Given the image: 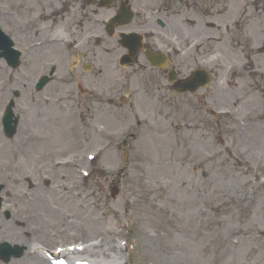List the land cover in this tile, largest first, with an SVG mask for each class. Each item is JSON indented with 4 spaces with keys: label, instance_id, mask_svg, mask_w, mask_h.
I'll list each match as a JSON object with an SVG mask.
<instances>
[{
    "label": "rangeland",
    "instance_id": "374dc122",
    "mask_svg": "<svg viewBox=\"0 0 264 264\" xmlns=\"http://www.w3.org/2000/svg\"><path fill=\"white\" fill-rule=\"evenodd\" d=\"M61 1L18 0L15 8L0 0V28L22 54L15 70L0 61V115L13 93H20L14 99L13 112L20 117L16 135L6 139L0 132L1 144L18 149L15 159L0 156L1 195L11 196L2 206L11 214L9 219L0 214V240L28 251L32 244L52 249L53 240L68 244L86 234L85 244L115 243V248L126 241L134 246L128 254L113 252L120 261L126 256L127 264H264V77L258 76L264 75V0H206L211 14L203 8L179 12V39L163 40L170 48L180 42L171 65L182 78L194 59L209 53L214 57L206 69H216L207 87L179 96L166 81L168 70H151L142 58L131 69L116 67L123 50L115 38L94 43L102 12L94 16L84 0ZM141 3L135 0L134 8L154 16V8ZM78 14L83 27L76 32ZM22 20L30 22L18 33ZM194 20L199 22L190 27ZM36 24L57 44L50 57L33 55L41 64L31 66L32 74L28 62L34 57L24 58L21 45ZM200 30L209 34L197 37ZM68 39L79 42L78 48L60 50ZM48 61L58 70L52 83L35 93L31 84L48 76ZM46 98L50 104L59 101L57 108L50 106L59 122L52 136L24 112ZM31 135L30 144L20 147V140ZM234 158L243 162L236 164ZM61 159L73 165L60 172L64 165L53 163ZM29 183L35 188L30 190ZM41 197L47 201L44 209L38 206ZM48 214L59 216L53 228L45 227ZM247 228L263 236V246L253 253L238 245L240 234L226 235ZM11 229L24 246L12 238ZM27 251L7 264H25L31 260Z\"/></svg>",
    "mask_w": 264,
    "mask_h": 264
},
{
    "label": "bare ground",
    "instance_id": "6f19581e",
    "mask_svg": "<svg viewBox=\"0 0 264 264\" xmlns=\"http://www.w3.org/2000/svg\"><path fill=\"white\" fill-rule=\"evenodd\" d=\"M254 1H257V0H251L250 3H254ZM7 4L11 7L14 6L16 8L17 4H18V0H8ZM42 32H43L42 28H37L33 31L32 35H30L29 43H27L23 46V50L25 51V53H27V54L31 53L33 55H36L39 50H41V51L46 50L47 47H50L54 43V39H55L54 37L42 35ZM28 37L29 36H27L26 38H28ZM38 44L42 45V46L38 47ZM52 48L49 50L50 53L53 52ZM50 53L47 54L46 57L49 56ZM43 55H45V54H43ZM36 63L37 64L39 63V58L36 59ZM34 71H35V68L30 67V72L32 74H34ZM8 78L9 77H6V79H8ZM25 111H26V113L34 116L38 121V122L37 121L33 122L34 119L32 118V121L30 120L31 123H34V124L39 123V124L47 127L46 133L50 134L49 136H52V134H54V132H53L55 130L54 125L50 123V121L53 119V117H52V114H50V109L48 107H43L40 104H32L31 107H30V105H27L25 108ZM38 112L43 114V116L40 117V119L37 118ZM54 120H55V118L53 119V121ZM40 134H41V137H44V132H41ZM32 136L33 135H31V137L27 136V138L23 142L19 143V146L20 147H24V146L27 147L30 144V139H32ZM7 148L8 147H5L3 144L0 143V156L3 155L6 158L15 159L17 156V150H18L17 146L14 145L12 148H9V149H7ZM234 162L236 164H238V163H242L243 161L241 162L240 160H237L236 158H234ZM7 165L8 164L5 163V165L3 167H7ZM19 165H20L19 162H17V167ZM257 166H259V164H257ZM63 171L64 170L60 169V172H63ZM246 171H247V169H244L243 173H245ZM45 199H46L45 197H41L38 200V206H40L42 209H44V206H45L44 203H47V201H45ZM238 204L241 205L240 203H238ZM48 215H49L50 221L45 227L46 228L47 227L53 228V226H55V222L57 223V219L59 218V216L55 215V214H48ZM69 224H70L69 226L73 225L71 222H69ZM174 230H175V232L179 233V225L178 224H176V226H174ZM235 232L240 234L241 242H239L238 245H241V248L243 247L245 249H248V251H250V253H253L255 250H257V248L260 250V248H261L260 246H263V244H262V241H263L262 237L263 236H262L261 232L259 231V229L255 228V229L250 230L249 228H247L244 230L240 229L238 231L231 230L228 233H226V235L229 236L231 234H234ZM11 233L13 234L12 238L15 237L16 238L15 240L17 242H19L20 245L24 246L22 237L17 235V230L11 229ZM0 234H1V231H0ZM111 244L112 243H107L106 245H103L100 247L96 246L95 244L91 245L90 248H88L89 250H91V252L95 253V251L100 250L98 254L95 253L98 255L97 258L96 259L94 258L95 254H91V256H89V258H87V257L82 258L81 256H79V257L73 258V262H74L73 264L80 263V260H82L81 262L84 264H122L121 262H119L120 261V258H119L120 255L118 256V254H115V253L113 254V252H115V248ZM147 244H149V242ZM119 250L117 252L121 253ZM62 254L65 255L66 253H62ZM27 255H30L31 260L26 261L25 264H32V263L33 264H45L43 261H41L37 258V256L35 255V252H33L31 254L28 251ZM67 263L72 264L71 262L69 263V261ZM19 264H23V263L19 262ZM250 264H253V263L251 262Z\"/></svg>",
    "mask_w": 264,
    "mask_h": 264
},
{
    "label": "flooded vegetation",
    "instance_id": "af4514ba",
    "mask_svg": "<svg viewBox=\"0 0 264 264\" xmlns=\"http://www.w3.org/2000/svg\"><path fill=\"white\" fill-rule=\"evenodd\" d=\"M94 5L97 3V1L99 0H92ZM142 3L140 4L142 7H146L148 5V2L149 1H153L154 2V5L156 7H168L170 5H172V2H170L169 0H141ZM135 3V0H114V6H115V9L113 11V13H111V17L114 16L116 14V12L118 11V6H122V7H127L128 10H131V7L134 5ZM97 17H101V13L100 12H96L94 13ZM143 14L146 16L147 13L143 11ZM155 22V23H154ZM158 22V19L156 20H152V21H145L141 26L140 28L141 29H144V28H158L160 27L159 24L157 23ZM81 26L83 27V25L81 24ZM95 27V26H94ZM168 28H169V32L171 34H179V29L173 25L172 23H168ZM94 33L95 34H99L101 33V28H99V26H96L94 29H93ZM165 47L164 46V43L161 39L157 38V39H153V40H144L143 44H142V50H141V55L139 54L138 55V59L139 58H142V59H145L144 57V52L145 51H151L152 53L154 54H159L161 51V49Z\"/></svg>",
    "mask_w": 264,
    "mask_h": 264
},
{
    "label": "water",
    "instance_id": "95a60500",
    "mask_svg": "<svg viewBox=\"0 0 264 264\" xmlns=\"http://www.w3.org/2000/svg\"><path fill=\"white\" fill-rule=\"evenodd\" d=\"M0 42H1V45H0L1 47L0 48H1V50L4 51L3 56L9 62V64L13 66V64L15 63L16 57L15 56H11L10 57V55H11V53L9 51V47L10 46H9V44L5 41V39L1 35H0ZM190 88H192V87H190ZM4 260L7 261L6 258H4Z\"/></svg>",
    "mask_w": 264,
    "mask_h": 264
}]
</instances>
